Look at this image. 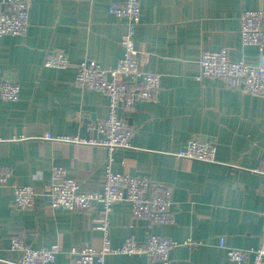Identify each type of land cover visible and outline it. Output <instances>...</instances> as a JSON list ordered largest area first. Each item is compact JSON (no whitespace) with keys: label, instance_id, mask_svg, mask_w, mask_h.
<instances>
[{"label":"crops","instance_id":"1","mask_svg":"<svg viewBox=\"0 0 264 264\" xmlns=\"http://www.w3.org/2000/svg\"><path fill=\"white\" fill-rule=\"evenodd\" d=\"M124 1L31 0L26 33L0 37V84L12 78L20 88L16 101L0 98V170H10L0 184V264L21 259L11 248L17 236L33 250L58 244L60 253L50 264H71L66 252L72 247L102 249L99 204L86 214L50 207L45 189L53 167L63 168L86 192L101 191L106 167L151 187L171 188L172 216L165 225L134 219L126 200L112 204L107 234L112 248L127 238L144 242L157 236L176 244L170 264H229L228 249L249 251L261 244L264 176L256 170L264 162V94L196 76L206 51L226 49L233 61L264 66V50L242 43L239 19L244 10L264 13V0H138L133 44L141 71L159 75L160 89L126 116L133 131L130 147L116 149L109 161L104 147L44 139L100 137L91 127L107 117V97L77 86L74 76L81 62L107 70L123 57L126 21L109 8ZM57 52L69 66L45 67L44 60ZM193 139L215 144L213 163L177 157ZM18 186L33 188L34 208L11 209ZM102 264L160 263L111 254Z\"/></svg>","mask_w":264,"mask_h":264},{"label":"built area","instance_id":"2","mask_svg":"<svg viewBox=\"0 0 264 264\" xmlns=\"http://www.w3.org/2000/svg\"><path fill=\"white\" fill-rule=\"evenodd\" d=\"M31 0H8L0 5V37L6 35L23 36L28 28V11ZM109 13L126 21V32L121 37L120 46L123 57L115 68L101 69L92 61H84L76 66L74 83L86 90L103 93L108 100L107 117L98 120L91 127L100 134L98 138L83 140L78 137H51L44 139L54 142L87 144L104 147L108 160L116 149L129 148L133 131L128 125L126 116L134 111L136 102L154 100L160 89V76L141 71L137 52L133 44L135 28L139 24L140 9L138 0L115 2ZM240 37L244 45L256 46L264 50V13L244 10L240 14ZM68 58L61 52L47 57L43 65L47 68L65 69L69 66ZM200 73L196 80L203 78L220 80L224 88L241 90L246 94H264V66L233 61L228 50L206 51L199 59ZM17 80L9 78L0 84V98L14 102L19 96ZM215 144L211 141L193 139L186 148L178 152L177 157L204 163H213ZM257 173L264 176V162H261ZM10 176L8 168L0 170V184H5ZM46 194L50 198V207L61 208L71 213L86 214L94 204L101 206L97 230L103 234V247L100 251L91 247H72L66 254L71 264H102L103 258L111 254L143 256L160 264H170L169 252L175 243L161 237L150 236L139 242L127 238L118 248H112L108 242V214L111 206L117 201L126 200L131 206V216L150 224L165 225L171 222L173 201L171 188L168 186L151 187L144 179L132 178L117 174L106 167L102 176V188L99 192H86L79 182L70 179L61 167L51 169V180L46 185ZM35 191L31 186L14 188L11 202L13 211L32 209L35 206ZM186 242L185 245H188ZM220 247L224 248L222 240ZM11 248L22 253L21 259L14 264H50L60 253L58 244L49 248L33 250L26 247L21 237L11 240ZM226 256L229 264H262L264 261V236L260 246L255 250L228 249Z\"/></svg>","mask_w":264,"mask_h":264}]
</instances>
